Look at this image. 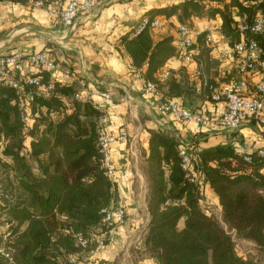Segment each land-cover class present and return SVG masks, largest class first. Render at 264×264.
Instances as JSON below:
<instances>
[{"label":"trees","instance_id":"16d2710c","mask_svg":"<svg viewBox=\"0 0 264 264\" xmlns=\"http://www.w3.org/2000/svg\"><path fill=\"white\" fill-rule=\"evenodd\" d=\"M3 2L30 7L40 2V7H54L60 0ZM151 12L174 15L177 24L190 27L194 17H219L214 31L226 40L235 68L218 70V60L210 55L212 46L201 32L193 43L199 50L193 60L197 78L205 82L201 92L196 94L192 86L169 79L171 72L160 77L158 69L178 54V48L171 35L152 38ZM257 17L264 19V0H182L148 12L141 30L123 35L120 43L134 68L146 65L145 83L151 82L161 97H200L222 103L212 99L209 86L240 78V55L233 49L242 37L239 24ZM244 35L256 44L255 62L264 61V28L247 30ZM47 48L52 46L46 44L38 51L52 59L57 70L28 66L26 74L50 83V89L30 86L19 94L0 81V244L2 235L5 240L0 245V264H70L72 255L79 264H116V259L109 263L98 256L112 242L96 251L97 240H104L108 230L102 225V210L121 204L117 182L106 174L98 143L100 118L104 113L106 121L110 119L114 102H91L83 95V79L58 59L54 49ZM253 90L248 87L244 95ZM29 91L31 98L26 94ZM196 111L213 117L218 114ZM180 146L173 134L157 127L149 129L146 148L140 150L149 218L129 249L133 264L152 259L158 264H264V155L258 153L263 147L243 152L231 141L193 143L190 151L196 159L192 169L200 175L196 185L181 169ZM206 187L216 195L218 211L201 203ZM79 236L87 240L84 245ZM238 241L250 243L254 252H238Z\"/></svg>","mask_w":264,"mask_h":264},{"label":"crops","instance_id":"0c3cea01","mask_svg":"<svg viewBox=\"0 0 264 264\" xmlns=\"http://www.w3.org/2000/svg\"><path fill=\"white\" fill-rule=\"evenodd\" d=\"M181 1L97 0L89 11L79 13L74 27L69 30L63 29L58 19L59 10L68 0H60L54 7L52 4L47 7H30L0 3V53H28L50 44L52 48L47 49H54L58 59L85 81L91 102L102 105V95H110L114 104L110 109V119L106 121L107 130L115 131L122 127L128 133L126 143H116L110 147L115 167L113 178L117 182L119 201L126 208L127 220L118 228L112 244L99 253V258L105 262L112 263L116 259V264H133L129 249L139 240L149 218L145 205L146 182L139 166L140 150L146 148L149 129L161 127L173 134L179 142H196L199 146L231 141L243 152L264 147V128L254 120L233 132L213 128L194 134V123H175L170 114L157 113L148 95L143 92L146 65L134 68L120 40L123 35L130 34L135 28L137 30L142 21L148 18V12L153 9L163 10ZM151 13L153 19L161 20L158 26L150 30L152 38L159 40L164 35L174 37L178 25L175 16ZM220 22L219 17L210 20L198 17L192 19L193 27L199 31L205 26L213 30L218 41L211 48L210 55L218 60V70L228 72L236 64L234 57L229 54L226 40L214 31ZM173 44L175 46V42ZM180 65L171 56L158 70L160 73L168 70L171 72L169 79L192 86L196 94H199L205 82L194 75L197 72L196 63L184 65L183 70H180ZM23 68L26 73L28 67L24 65ZM259 79L258 71L247 75L250 90ZM173 100L194 110L202 109L215 114L223 110V103L208 102L200 97H174ZM204 201L218 211L217 197L207 187L204 189ZM144 264L158 263L152 259Z\"/></svg>","mask_w":264,"mask_h":264},{"label":"built area","instance_id":"2783aa9c","mask_svg":"<svg viewBox=\"0 0 264 264\" xmlns=\"http://www.w3.org/2000/svg\"><path fill=\"white\" fill-rule=\"evenodd\" d=\"M96 1L97 0H68L58 12V19L61 27L65 30L72 29L78 19L79 13L81 11H89ZM39 4L40 2H35V5ZM160 21L159 19H153L151 26H158ZM144 24L145 20L142 21L136 32L141 30ZM263 28L264 19L261 17L255 18L251 23L242 21L239 24L242 37L239 42L235 43L233 49L240 55L237 64V72L240 78L228 83L209 86V93L212 99L221 100L223 103V110L220 113L213 117L211 114H203L194 109H190L173 99L163 98L155 92V87L151 82H146L143 92L147 94L151 100L153 109L157 113L170 114L175 123H194V134L213 128H219L226 132H233L250 120H254L256 124L264 128V61L260 60L255 62L257 60L255 54L256 44L254 41L244 37L247 30L261 31ZM201 32L206 33V43L215 47L216 43L213 30L208 26H205L202 31H199L193 26L190 27L183 24H178L175 28L174 42L176 48H178V54L174 55L173 58L181 63L180 66L193 62L194 57L198 55L199 50L197 47H193V43L196 36ZM24 65L32 69H46L49 71H55L58 68L54 61L41 51L28 53L21 51L0 53V81L6 83L19 94L30 86H36L44 90L50 89V83H42L38 77L24 73ZM254 71L259 72L260 79L255 84L253 93L245 96L244 93L248 92L247 75ZM168 74V70L163 71L160 73V77L164 78ZM197 74L198 72L194 75ZM64 77L68 78L69 76L68 74H64ZM80 86L83 95L88 97V92L86 91L87 86L84 80L80 81ZM26 94L31 98V91ZM102 98V105H108L112 102L108 93L103 94ZM23 105L24 102L20 101V106L23 107ZM100 121L98 143L100 152L103 154L102 164L106 174L113 177L115 167L111 159L110 147L116 143H126L128 140V133L125 129L108 131L106 126V115L104 113ZM180 143L179 156L181 169L184 172L185 178L190 183L198 185L200 183V175L192 169L196 159V154L190 151L193 142L183 141ZM258 153L264 155V147L259 149ZM245 158L248 159L247 156H245ZM202 201V204L209 208L207 201H204V194ZM102 212L104 213L102 225L107 226L108 230L104 240H97L96 251L99 252L103 251L108 243L115 240L118 228L126 222L127 216L126 208L122 204L113 206L110 209H104ZM78 239L81 245L87 242L86 239L80 236ZM88 240H93V237ZM69 263L79 264L76 257L73 255L69 257Z\"/></svg>","mask_w":264,"mask_h":264},{"label":"rangeland","instance_id":"374dc122","mask_svg":"<svg viewBox=\"0 0 264 264\" xmlns=\"http://www.w3.org/2000/svg\"><path fill=\"white\" fill-rule=\"evenodd\" d=\"M139 166H141V163H139ZM142 198V197H141ZM140 200V199H139ZM143 200L141 199V202H142ZM210 209H213L212 208V206H210ZM214 210V209H213ZM3 242H5V240H4V235H2V241H1V244L3 243ZM0 244V245H1ZM3 245H4V243H3ZM3 250V248L2 247H0V251H2ZM237 250H238V252H240V253H242V254H245V253H253L254 252V248H253V246L250 244V243H246V242H240V241H238L237 242Z\"/></svg>","mask_w":264,"mask_h":264}]
</instances>
